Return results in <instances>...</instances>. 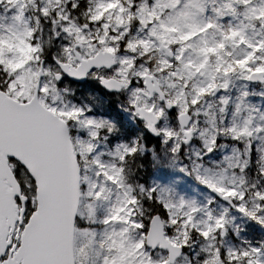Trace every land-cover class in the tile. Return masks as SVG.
Wrapping results in <instances>:
<instances>
[{
  "label": "snow or ice",
  "instance_id": "1",
  "mask_svg": "<svg viewBox=\"0 0 264 264\" xmlns=\"http://www.w3.org/2000/svg\"><path fill=\"white\" fill-rule=\"evenodd\" d=\"M250 96L264 0H0V264H264Z\"/></svg>",
  "mask_w": 264,
  "mask_h": 264
},
{
  "label": "rangeland",
  "instance_id": "2",
  "mask_svg": "<svg viewBox=\"0 0 264 264\" xmlns=\"http://www.w3.org/2000/svg\"><path fill=\"white\" fill-rule=\"evenodd\" d=\"M241 84L242 82L236 81L233 85V88L237 91H243ZM251 100H252L251 97H249V99L247 100V103L250 105H252ZM262 102L263 104H258L256 106L254 105L253 107L264 108V101ZM189 178L190 177H184L180 182L179 188H175V186H172L174 189L173 195L177 196L180 194H184L188 199L195 198L198 202L203 203L207 199V197L210 196L208 190L197 182L195 184L189 183L188 182ZM221 210H222L221 206L216 205L215 211L218 213ZM247 226H251V225H247L243 220L239 218L234 220L232 223V227L235 228H244ZM242 235H245V233H242ZM198 249H199V242H196L193 250L195 252L198 251Z\"/></svg>",
  "mask_w": 264,
  "mask_h": 264
}]
</instances>
